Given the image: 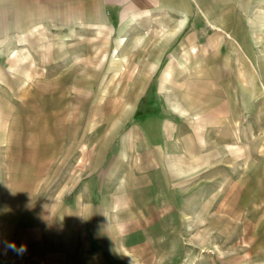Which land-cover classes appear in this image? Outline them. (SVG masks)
Returning a JSON list of instances; mask_svg holds the SVG:
<instances>
[{
	"label": "rangeland",
	"instance_id": "rangeland-1",
	"mask_svg": "<svg viewBox=\"0 0 264 264\" xmlns=\"http://www.w3.org/2000/svg\"><path fill=\"white\" fill-rule=\"evenodd\" d=\"M263 8L242 23L253 37L238 68L237 53L154 56L183 36L150 17L126 31L2 13L0 264H264ZM163 57L184 66L152 119L166 190L131 170L155 148L136 109Z\"/></svg>",
	"mask_w": 264,
	"mask_h": 264
},
{
	"label": "crops",
	"instance_id": "crops-1",
	"mask_svg": "<svg viewBox=\"0 0 264 264\" xmlns=\"http://www.w3.org/2000/svg\"><path fill=\"white\" fill-rule=\"evenodd\" d=\"M260 5H264V0H0V20H2L1 14L4 13L10 14V19L16 22L17 18L13 17V14L16 15L18 12L25 14L26 17L22 19L24 21H33L35 18L42 22L93 24L107 19L114 25L117 22L121 23L122 27L126 25V31H131L135 27L137 28L139 21L150 17L154 22L168 23L170 29L176 30L177 35L183 36L178 51L174 47L153 46L154 56L175 53V56L181 54L183 55L182 59H185L187 54L206 56L237 53L239 55L237 64L239 65H233V68H238L240 61L243 64L246 63L244 59L240 58L241 54L251 52L245 48V40L253 37L251 33H245L246 29L242 23L255 21L256 18L253 16L255 17L256 9ZM4 7H7L8 10ZM252 52L254 53L255 50ZM247 58L250 61L248 56ZM168 59L171 58L168 57ZM175 60L169 62L163 57L162 63L153 62V68L166 72L163 77L160 76L163 78L162 81L158 79L156 82L150 83L147 92L144 91L141 95L148 100L146 107L138 104L136 109L141 119H150L147 120V126H143L144 133L147 134V137L144 135V138L155 146L154 149L146 148L143 143L142 148L144 149L142 150L144 151L139 154H143L142 160L134 161L131 165L133 176L144 181L142 186L144 188L151 187V184L158 189L171 188V170L166 169L167 163L163 160L164 156L160 151L165 143L166 130L163 124L155 123V120L152 119L164 118L162 103L164 101H161L164 89L160 86L164 87L168 85L166 84L168 81H172L169 77L170 71L184 68L183 65H180L183 63ZM206 64V66L198 65L197 68L200 66V69L224 70V66L218 61L212 66ZM166 117L168 118L167 115ZM143 152L148 155L152 153L153 155L149 157L151 159L145 161ZM125 164L129 163L120 162V166H125ZM123 178L127 179V175H124Z\"/></svg>",
	"mask_w": 264,
	"mask_h": 264
},
{
	"label": "clouds",
	"instance_id": "clouds-1",
	"mask_svg": "<svg viewBox=\"0 0 264 264\" xmlns=\"http://www.w3.org/2000/svg\"><path fill=\"white\" fill-rule=\"evenodd\" d=\"M8 247H9L12 251L16 252L17 254H23L24 252L27 251V249H26V247H25L24 245H21L20 248L17 249V248H16V245H15L14 243H11V244L8 245Z\"/></svg>",
	"mask_w": 264,
	"mask_h": 264
}]
</instances>
